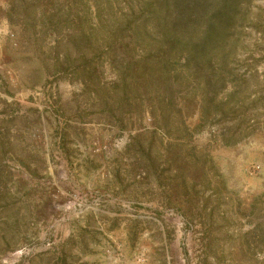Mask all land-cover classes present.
Wrapping results in <instances>:
<instances>
[{
  "label": "rangeland",
  "instance_id": "rangeland-1",
  "mask_svg": "<svg viewBox=\"0 0 264 264\" xmlns=\"http://www.w3.org/2000/svg\"><path fill=\"white\" fill-rule=\"evenodd\" d=\"M146 1L0 0V264H264V0Z\"/></svg>",
  "mask_w": 264,
  "mask_h": 264
},
{
  "label": "trees",
  "instance_id": "trees-1",
  "mask_svg": "<svg viewBox=\"0 0 264 264\" xmlns=\"http://www.w3.org/2000/svg\"><path fill=\"white\" fill-rule=\"evenodd\" d=\"M145 4V14L150 18H160L163 29L167 28V41L172 44H185L191 48L188 60L202 61V54L212 48L216 41L225 35L229 22H227L228 11L232 6L230 0H222L220 10L213 13H207L201 24L200 31L194 38L189 35V15L186 14L183 7H180L176 0H147ZM198 2L192 1L189 9L193 10L198 6ZM191 11L192 14H194ZM194 22V21H191ZM227 22V23H226ZM191 38V39H190Z\"/></svg>",
  "mask_w": 264,
  "mask_h": 264
}]
</instances>
